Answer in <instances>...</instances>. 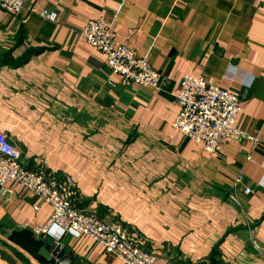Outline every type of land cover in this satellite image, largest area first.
<instances>
[{
	"label": "crops",
	"instance_id": "obj_1",
	"mask_svg": "<svg viewBox=\"0 0 264 264\" xmlns=\"http://www.w3.org/2000/svg\"><path fill=\"white\" fill-rule=\"evenodd\" d=\"M26 3L56 20L0 10V133L21 165L68 176L74 207L119 224L155 264H264V0ZM99 18L147 59L160 90L108 85L104 56L78 35ZM185 75L243 96L236 126L256 141H227L212 155L177 133L174 95ZM239 174L250 193L239 187L233 202ZM50 214L6 183L0 264H24L17 254L48 264L22 253L19 234L39 250L62 246L72 264H123L86 237H35Z\"/></svg>",
	"mask_w": 264,
	"mask_h": 264
},
{
	"label": "built area",
	"instance_id": "obj_2",
	"mask_svg": "<svg viewBox=\"0 0 264 264\" xmlns=\"http://www.w3.org/2000/svg\"><path fill=\"white\" fill-rule=\"evenodd\" d=\"M26 2L27 0H0V10L14 17L21 13L35 14L40 19L55 22V13L45 10L34 13ZM78 35L86 45L104 56L109 69L110 87L137 86L160 90V75L152 70L145 57L139 58L132 50L117 44L111 22L103 18L88 21ZM243 101V96L226 88L208 84L199 77L185 75L174 95L178 113L172 128L212 155L219 154L223 143L227 141L255 142V138L236 126ZM246 161L253 162L251 156ZM262 169L264 172V167ZM242 180L243 176L239 174L233 182L229 197L233 202ZM6 183L19 185L39 202L50 207L51 214L46 223L31 230L35 237H52L56 240L67 235L74 238L86 237L123 264H155L153 255L140 248L119 224L108 223L74 207V184L68 176L58 178L46 171L25 169L20 163L18 151L0 133V192ZM241 193L248 195L250 191L241 187ZM164 264L176 263L166 261Z\"/></svg>",
	"mask_w": 264,
	"mask_h": 264
},
{
	"label": "water",
	"instance_id": "obj_3",
	"mask_svg": "<svg viewBox=\"0 0 264 264\" xmlns=\"http://www.w3.org/2000/svg\"><path fill=\"white\" fill-rule=\"evenodd\" d=\"M38 254L48 264H72V259H70L60 245H56L52 248L50 246H43V248L39 250Z\"/></svg>",
	"mask_w": 264,
	"mask_h": 264
},
{
	"label": "rangeland",
	"instance_id": "obj_4",
	"mask_svg": "<svg viewBox=\"0 0 264 264\" xmlns=\"http://www.w3.org/2000/svg\"><path fill=\"white\" fill-rule=\"evenodd\" d=\"M29 238L30 239H33L34 237L31 238L30 236H27V235H24V234H19V235H16L15 236V240H16L15 242H18V244H20L22 246V248L24 250L22 253L25 254V256L27 258H32L35 261V263L36 262L39 263L40 261L35 258V253H33L34 252V247L30 243ZM14 257H15V259L17 261L23 262L24 264H28L27 261H26V259L24 257H22L20 254H17Z\"/></svg>",
	"mask_w": 264,
	"mask_h": 264
},
{
	"label": "trees",
	"instance_id": "obj_5",
	"mask_svg": "<svg viewBox=\"0 0 264 264\" xmlns=\"http://www.w3.org/2000/svg\"><path fill=\"white\" fill-rule=\"evenodd\" d=\"M32 235V234H31ZM32 238V237H31ZM29 241L30 243L33 245L34 247V252L35 253V258L39 260V255H38V251H39V248H38V242L33 240V239H30L29 238Z\"/></svg>",
	"mask_w": 264,
	"mask_h": 264
}]
</instances>
